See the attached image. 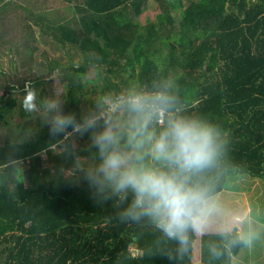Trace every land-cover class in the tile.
<instances>
[{
    "label": "trees",
    "instance_id": "trees-1",
    "mask_svg": "<svg viewBox=\"0 0 264 264\" xmlns=\"http://www.w3.org/2000/svg\"><path fill=\"white\" fill-rule=\"evenodd\" d=\"M10 2L0 0V9ZM154 9L156 17L150 15ZM75 13V26L46 25L42 15H33L43 29L54 26V41L82 56L61 71L65 113L78 120L103 113L121 137L120 148L131 152L127 131L133 114L124 106L106 112L107 101L167 91L178 114L204 118L223 132L226 143L214 166L190 178L206 189L208 200L229 177L264 180V0H81ZM91 70L95 78L88 81ZM117 72L134 76L135 86L111 82ZM88 82L99 93L85 112ZM14 107L0 105V125L8 124ZM163 122L154 119L148 130L158 133ZM76 135L52 136L41 119L28 137L0 143V264H198L197 230L188 229L186 248L178 251V241L166 237L153 218L120 219L131 192L123 201L94 192L83 177L99 154L91 132L80 145ZM145 163L165 167L150 155Z\"/></svg>",
    "mask_w": 264,
    "mask_h": 264
},
{
    "label": "clouds",
    "instance_id": "clouds-1",
    "mask_svg": "<svg viewBox=\"0 0 264 264\" xmlns=\"http://www.w3.org/2000/svg\"><path fill=\"white\" fill-rule=\"evenodd\" d=\"M51 78L58 83L55 72ZM23 93L21 107L27 113L39 114L50 135L63 133L67 138L92 133L99 160L83 178L105 200L109 194L119 196L121 201L127 199L129 192L133 194L120 219L153 218L166 237L178 241L181 252L187 245L188 229H203L214 206L208 202L206 189L191 183L190 178L216 163L226 143L218 126L201 117L178 114L176 99L167 91L151 95L131 92L110 108L115 111L124 106L133 114L127 131V144L132 151L126 152L120 148L121 137L103 114L92 113L78 120L63 111L58 92L39 99L31 81L25 82ZM165 115L166 122L158 133L148 130L154 119L161 122ZM69 128L71 132L67 131ZM146 144L150 145L147 152L143 151ZM146 155L165 167L145 163ZM254 238L242 239L251 246Z\"/></svg>",
    "mask_w": 264,
    "mask_h": 264
},
{
    "label": "rangeland",
    "instance_id": "rangeland-1",
    "mask_svg": "<svg viewBox=\"0 0 264 264\" xmlns=\"http://www.w3.org/2000/svg\"><path fill=\"white\" fill-rule=\"evenodd\" d=\"M10 1V5L1 6L0 9V105L12 103L15 107L6 118L9 119L8 124L0 125V143L6 138L20 140L21 137H28L34 124L41 120L39 114H20L23 110L20 99L24 93L23 90L15 89V85L20 87L26 81H31L39 99L50 97L58 92L63 106L65 83L61 71L70 64H79L82 60L77 48L62 47L53 40L55 25H77L75 6L81 0ZM155 11L157 10L150 11V15L156 17ZM178 14L176 11L175 17ZM26 15L32 16L27 19ZM33 15H42L46 25L54 26L43 29L39 23L33 22ZM152 16H150L151 20H153ZM146 20V15L140 16V21ZM176 44L177 53H179L180 45ZM163 48L164 53L167 54L168 49ZM52 72L56 73L58 83L51 78ZM120 74L121 72H117L110 75V81L119 86H122L124 81L132 87L135 86L134 76H130L129 73ZM94 78L95 70H91L86 79L89 81ZM88 86L89 93L82 103L85 112L90 110L91 101L95 100L99 93L92 88L95 84L89 83ZM107 104L109 108L113 106L111 101H107ZM119 118L118 115L115 116L116 126L121 124ZM84 140H86L85 135L77 134L74 142L80 145L85 142ZM59 150V147L55 148L56 152ZM82 161L86 167L93 166L91 161ZM70 175V172H66V176ZM208 202L214 206L210 216H228L226 226L229 231L236 229L238 233L244 234L248 231L249 235H254L255 238L248 247L252 249L251 257L259 256L264 250V180L248 175L229 177L222 193L209 199ZM201 236L198 243L201 247L200 264H230L227 250L240 245L239 237L227 236L226 231L219 227L211 228ZM235 255L236 252L233 257H236Z\"/></svg>",
    "mask_w": 264,
    "mask_h": 264
},
{
    "label": "crops",
    "instance_id": "crops-1",
    "mask_svg": "<svg viewBox=\"0 0 264 264\" xmlns=\"http://www.w3.org/2000/svg\"><path fill=\"white\" fill-rule=\"evenodd\" d=\"M221 193H219V194H221ZM228 220H229L228 216H210L209 215L208 220H207L205 226L203 227V229L200 231H197L198 241H197L196 259H195L196 262L197 263L199 262L198 264H200L201 256H199V252L201 250V247L199 246L198 243H200V238L202 237L201 235L204 232L209 231L211 228L213 229L215 227H219L220 229L226 231L227 236L239 237L238 244L240 243V245L236 246L233 249L227 250L228 263H230V264H255V263L256 264H264V250L260 253L259 256L251 257L252 249L249 248L248 245L245 244L244 239H242V238H247L249 236H254V235L253 234L249 235L247 233L248 231H245L244 234L238 233V230H236V229L229 231L228 226H226V223L228 222ZM230 228H232V227H230ZM234 252H236V255H235L236 257H233Z\"/></svg>",
    "mask_w": 264,
    "mask_h": 264
},
{
    "label": "built area",
    "instance_id": "built-area-1",
    "mask_svg": "<svg viewBox=\"0 0 264 264\" xmlns=\"http://www.w3.org/2000/svg\"><path fill=\"white\" fill-rule=\"evenodd\" d=\"M146 94L150 95V93H146ZM115 104L116 103H112V105H115ZM106 112H114V111H111L110 108H109V105H108V109L106 110ZM99 114H103V113H99ZM164 117L165 116H163V117L160 118V120H161L160 123H162L164 121ZM131 250L134 252V255H136V254L139 253V251L135 247H133Z\"/></svg>",
    "mask_w": 264,
    "mask_h": 264
}]
</instances>
